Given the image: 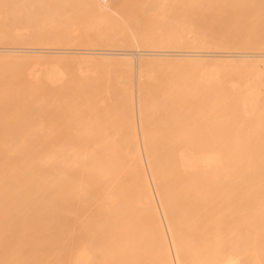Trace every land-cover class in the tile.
<instances>
[{"label":"bare ground","instance_id":"1","mask_svg":"<svg viewBox=\"0 0 264 264\" xmlns=\"http://www.w3.org/2000/svg\"><path fill=\"white\" fill-rule=\"evenodd\" d=\"M263 21L0 0V264H264Z\"/></svg>","mask_w":264,"mask_h":264},{"label":"rangeland","instance_id":"2","mask_svg":"<svg viewBox=\"0 0 264 264\" xmlns=\"http://www.w3.org/2000/svg\"><path fill=\"white\" fill-rule=\"evenodd\" d=\"M260 26H261V29H259L258 35L261 37V36H263V33H264V21L261 22V25ZM259 33H261V35ZM144 254H148V253H144ZM90 257H91V251H90V249L86 245V240H84V242L77 249L76 258H75V264L76 263H81L83 261V259L90 258ZM147 257H149V254H148ZM147 257L145 256V259H147L146 262L148 263V258ZM146 262H142V263H145L146 264ZM113 264H124V263H122V262H116V263H113ZM127 264H130V263H127ZM148 264H150V263H148Z\"/></svg>","mask_w":264,"mask_h":264}]
</instances>
